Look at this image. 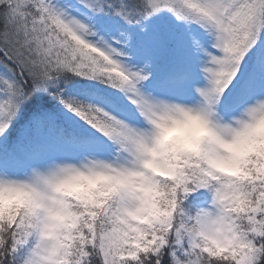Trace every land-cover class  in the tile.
I'll use <instances>...</instances> for the list:
<instances>
[{"label": "snow or ice", "instance_id": "obj_1", "mask_svg": "<svg viewBox=\"0 0 264 264\" xmlns=\"http://www.w3.org/2000/svg\"><path fill=\"white\" fill-rule=\"evenodd\" d=\"M0 264H264V0H0Z\"/></svg>", "mask_w": 264, "mask_h": 264}]
</instances>
